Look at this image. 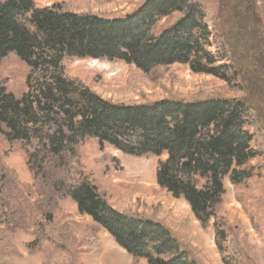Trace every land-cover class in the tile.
Segmentation results:
<instances>
[{
	"label": "trees",
	"instance_id": "obj_1",
	"mask_svg": "<svg viewBox=\"0 0 264 264\" xmlns=\"http://www.w3.org/2000/svg\"><path fill=\"white\" fill-rule=\"evenodd\" d=\"M217 1L209 25L195 0H144L117 18L76 12L64 1L39 6L34 0H0V64L14 53L27 67L19 97L0 80V134L25 148L31 172L50 180L59 196L70 198L80 214L147 264L198 263L160 222L110 206L80 168L75 145L93 138L126 155L158 157V186L183 199L202 228L213 218L222 263L242 264L239 251L226 253L216 208L225 180L242 184L255 169L249 162L261 156L251 143L254 134L264 133L263 68L258 65L264 37L255 0ZM173 14L175 20L158 30L159 20ZM72 59L119 60L145 72L183 64L229 84L240 77L245 95L113 102L67 73Z\"/></svg>",
	"mask_w": 264,
	"mask_h": 264
},
{
	"label": "rangeland",
	"instance_id": "obj_2",
	"mask_svg": "<svg viewBox=\"0 0 264 264\" xmlns=\"http://www.w3.org/2000/svg\"><path fill=\"white\" fill-rule=\"evenodd\" d=\"M34 1L39 6L64 1L76 12L117 18L132 12L144 0ZM195 1L206 11L212 25L218 1ZM255 11L260 17L259 34L264 37V0H255ZM176 17L173 14L167 20L160 19L158 30ZM258 65L263 68L264 82V57ZM66 67L69 75L79 77L98 95L119 103L245 95L240 77L229 84L212 75L194 73L178 63L149 72L106 59H72ZM26 74L27 67L14 53H9L0 64V80L17 97L23 93ZM246 128L253 132L251 126ZM263 134L253 135L252 148L261 156L249 162L255 166L252 176L242 184L225 180V194L216 208V217L226 233V253L239 251L242 264H264ZM75 147L80 168L110 206L160 222L172 231L196 263L223 264L213 240V218L208 228H202L183 199L174 198L158 186V157L126 155L108 144L100 146L93 138ZM50 182L29 170L27 153L20 143L9 142L0 134V264H147L118 246L89 216L80 214L76 204L59 196Z\"/></svg>",
	"mask_w": 264,
	"mask_h": 264
}]
</instances>
